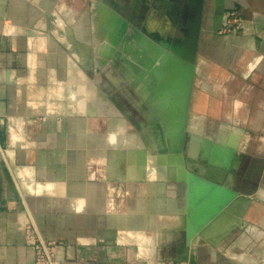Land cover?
<instances>
[{
    "label": "crops",
    "instance_id": "0c3cea01",
    "mask_svg": "<svg viewBox=\"0 0 264 264\" xmlns=\"http://www.w3.org/2000/svg\"><path fill=\"white\" fill-rule=\"evenodd\" d=\"M28 227L61 264H264V0H0V264Z\"/></svg>",
    "mask_w": 264,
    "mask_h": 264
},
{
    "label": "water",
    "instance_id": "95a60500",
    "mask_svg": "<svg viewBox=\"0 0 264 264\" xmlns=\"http://www.w3.org/2000/svg\"><path fill=\"white\" fill-rule=\"evenodd\" d=\"M141 54V57H142V60H140L141 62H144L146 66H149L150 63L153 61V59H156L157 57H159V53H155L154 51H146L145 53H140ZM158 59V58H157ZM173 59V58H172ZM170 58V56H167V55H163L162 57V60H165L162 61L164 62V65H168L170 62V64L168 65V67L164 68V69H156L153 71L152 75H154V78L155 79H159L160 78V74L158 73H163L165 74L164 78H161V82L165 84V87H163V89L165 88L166 89V95L167 96H164L165 97V102L160 104L161 106V110H162V107L164 106L165 107V110L167 111H170L172 110V112H174V110H177V113L179 112L180 115L178 116H174V115H170L171 118L173 120V123H174V120L177 122V125L179 124V126H177V130L175 131V133H171V134H168L167 135V140L169 142V139H172L174 142L177 143V149L180 150V143H181V140L183 138V134H184V122H185V119H184V114L186 112V95L185 93H188L189 89H190V75H186V72L191 71V68L190 67H174V62ZM172 61V63H171ZM176 69V70H175ZM162 70H167V71H162ZM175 71H176V74H175ZM179 72V73H178ZM167 73V74H166ZM180 74V80L178 79L179 75ZM159 76V77H158ZM179 80V81H178ZM180 84V85H179ZM180 92V93H183V96H179V97H182L183 100H180L178 101V96L177 98L175 99V96H172L171 94L175 93V92ZM174 114V113H173ZM187 256H184L182 259H186Z\"/></svg>",
    "mask_w": 264,
    "mask_h": 264
},
{
    "label": "built area",
    "instance_id": "2783aa9c",
    "mask_svg": "<svg viewBox=\"0 0 264 264\" xmlns=\"http://www.w3.org/2000/svg\"><path fill=\"white\" fill-rule=\"evenodd\" d=\"M227 24L222 29L223 33L229 34L233 30H239L242 26L241 18L234 12L227 14ZM27 242L31 246L34 253V264H61L56 261L54 257L55 244L52 242H47L43 240L40 236L36 234L30 227L26 232ZM169 264H192L187 258L177 260Z\"/></svg>",
    "mask_w": 264,
    "mask_h": 264
},
{
    "label": "rangeland",
    "instance_id": "374dc122",
    "mask_svg": "<svg viewBox=\"0 0 264 264\" xmlns=\"http://www.w3.org/2000/svg\"><path fill=\"white\" fill-rule=\"evenodd\" d=\"M150 49H152V48H150ZM162 55H168V53L167 54H165V53H161ZM174 56V54H172V57ZM163 72L164 71H167V70H162ZM167 74V73H166ZM160 76V78H159V80H161V78H164V76H165V74H160L159 75ZM158 76V77H159ZM150 77L151 78H153L154 77V75H152V73L150 74ZM162 96H150L149 97V104L151 105V110L153 111V112H157V109L159 110L160 108H161V106H160V104H158V103H160V102H158V100L161 98ZM158 102V103H157ZM160 107V108H159ZM162 110L163 111H165V107L163 106L162 107ZM167 111V110H166ZM185 141V140H184Z\"/></svg>",
    "mask_w": 264,
    "mask_h": 264
}]
</instances>
